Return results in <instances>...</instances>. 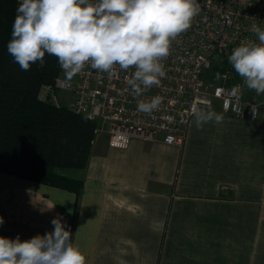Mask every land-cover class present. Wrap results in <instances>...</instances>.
Listing matches in <instances>:
<instances>
[{"label": "crops", "instance_id": "0c3cea01", "mask_svg": "<svg viewBox=\"0 0 264 264\" xmlns=\"http://www.w3.org/2000/svg\"><path fill=\"white\" fill-rule=\"evenodd\" d=\"M264 99V94H260ZM196 127L181 147L92 142L82 192L0 171V236L21 241L59 219L87 264H264V108Z\"/></svg>", "mask_w": 264, "mask_h": 264}, {"label": "clouds", "instance_id": "9594fccd", "mask_svg": "<svg viewBox=\"0 0 264 264\" xmlns=\"http://www.w3.org/2000/svg\"><path fill=\"white\" fill-rule=\"evenodd\" d=\"M200 12L198 0H20L7 51L22 71L43 67L45 55L55 56L70 81L85 67L113 74L134 69L128 80L134 98L158 86L166 75L163 61L173 41L187 32ZM255 41L235 47L228 61L244 85L264 94V29L252 25ZM241 86L231 94L238 96ZM163 97L138 99L137 111L151 114ZM212 110H196L199 129L221 122ZM4 223L0 217V225ZM54 231L21 241L0 236V264H87L59 219Z\"/></svg>", "mask_w": 264, "mask_h": 264}, {"label": "built area", "instance_id": "2783aa9c", "mask_svg": "<svg viewBox=\"0 0 264 264\" xmlns=\"http://www.w3.org/2000/svg\"><path fill=\"white\" fill-rule=\"evenodd\" d=\"M20 0H16L14 20ZM200 12L191 28L172 43L163 61L166 75L158 86L134 98L128 80L134 69L109 75L90 67L70 81L63 69L53 83L42 85L39 97L95 123L105 130L111 147L125 149L133 139L162 141L181 147L195 111L217 103L229 115L254 120L264 99L249 90L228 61L242 42L255 41V23L264 29V0H198ZM14 23V22H13ZM211 69V72L205 73ZM241 86L238 96L232 89ZM163 97L151 114L138 112L137 100Z\"/></svg>", "mask_w": 264, "mask_h": 264}, {"label": "trees", "instance_id": "16d2710c", "mask_svg": "<svg viewBox=\"0 0 264 264\" xmlns=\"http://www.w3.org/2000/svg\"><path fill=\"white\" fill-rule=\"evenodd\" d=\"M15 8L16 0H0V171L71 191L77 199L82 176L68 171L86 167L96 125L39 97L59 73L55 56L46 54L43 67L35 63L22 71L9 55Z\"/></svg>", "mask_w": 264, "mask_h": 264}, {"label": "rangeland", "instance_id": "374dc122", "mask_svg": "<svg viewBox=\"0 0 264 264\" xmlns=\"http://www.w3.org/2000/svg\"><path fill=\"white\" fill-rule=\"evenodd\" d=\"M211 72V69L210 70H208L206 73H205V75H207L208 73H210ZM100 134H106L107 135V133H106V131L105 130H102V131H97L96 132V136H98V135H100ZM95 136V137H96ZM82 172V170H70V171H68V173H73V174H79L80 175V173ZM72 174V175H73Z\"/></svg>", "mask_w": 264, "mask_h": 264}]
</instances>
